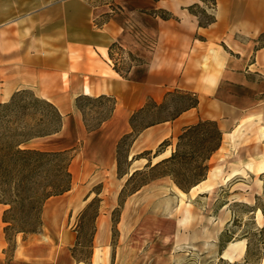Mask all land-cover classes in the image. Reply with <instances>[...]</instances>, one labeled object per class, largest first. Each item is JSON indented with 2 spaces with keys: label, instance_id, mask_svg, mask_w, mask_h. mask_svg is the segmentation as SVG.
Returning a JSON list of instances; mask_svg holds the SVG:
<instances>
[{
  "label": "crops",
  "instance_id": "obj_1",
  "mask_svg": "<svg viewBox=\"0 0 264 264\" xmlns=\"http://www.w3.org/2000/svg\"><path fill=\"white\" fill-rule=\"evenodd\" d=\"M114 1L116 10H111V3L96 5L89 0H0V103L8 101L15 91L27 89L53 104L62 116L58 132L28 140L23 147L34 148L30 145L33 142L62 134L70 119L81 128L76 98L84 95H105L114 100L112 115L101 127L118 130L116 139L130 131L128 118L149 99L159 104L175 89L196 94L195 107L144 128L132 145L137 149L131 155L154 150L200 119L215 121L222 132L220 147L212 156L222 149L232 150L234 144L239 148L245 144L244 139L235 138L243 126L256 128L261 124L264 129V40L259 39L264 34V0H216L215 20L207 26L198 25L196 15L187 9L192 4L202 7L201 0ZM156 10L174 17L161 18L153 12ZM112 43L124 54L116 56L111 49L110 57ZM129 54L140 61L128 65ZM113 64L127 69L125 75ZM165 150L151 157L152 163L170 154L171 149L168 155L163 154ZM139 159L144 160L143 165L147 162ZM219 173L217 168L213 175ZM255 175L249 167H231L222 182L213 186L206 184L205 178L198 188H206L198 190L208 193L233 177L244 180L250 176L251 182L241 180L231 186L237 190L245 185L244 191L249 190L253 199L264 194V178L257 188ZM68 192L44 203L41 232L16 234L10 253L2 221L6 205L0 203V264H90L76 260L69 252L76 232L62 228L59 218L58 222L53 218L57 210L53 204L59 201L53 198ZM83 206L71 201L66 222Z\"/></svg>",
  "mask_w": 264,
  "mask_h": 264
},
{
  "label": "rangeland",
  "instance_id": "obj_2",
  "mask_svg": "<svg viewBox=\"0 0 264 264\" xmlns=\"http://www.w3.org/2000/svg\"><path fill=\"white\" fill-rule=\"evenodd\" d=\"M89 1L96 5L111 3V10H116L114 0ZM211 4V0H206V4L202 6L207 7V14H214L215 8ZM194 10L202 19L206 17L200 8ZM116 51L124 54V51L114 48V52ZM128 60L126 63L132 64ZM179 95L175 93L168 96L163 108L147 106L145 110L133 115L131 121L129 117L128 133L133 132L131 125L136 131L145 124L169 118L178 105H182L178 101ZM80 104L81 128L78 129L77 122L70 119L62 134L30 144L42 150H67L71 157L68 166L71 174L70 192L61 196L62 198H53L59 199L53 204L57 208L53 218L57 222L59 218L58 225L62 224V228L76 232V240L69 247L71 254L90 264H231L234 261L246 264V248L242 255H235L234 249L226 245L223 251L231 254L233 260L228 261L221 256L223 252L219 251V235L221 231L227 230L228 234L233 235L232 240L238 239L241 234L250 237L253 244L248 257L250 263L255 264L258 250L264 248V215L261 212L262 215L259 216L251 209L255 204L264 208V194L258 195L256 201L255 197L251 198L249 190L244 191L245 185L234 190L231 185L241 182L240 176L211 188L208 193L194 189L182 198L177 196L169 177L158 178L139 186L144 174L138 173L125 184L134 170H145L144 160L130 161L140 153L131 155L137 149L136 146L132 149V145L138 135L129 147V139H126L118 150L117 143L121 138L118 136L115 139L118 130L101 127L112 115L114 101L81 99ZM44 113L45 110L29 107L21 118L29 122L32 117L37 118ZM260 126L261 124L256 128L243 126V130L235 138L244 139V146L239 148L237 144H232V150L222 149L212 156L208 164L206 184L214 186L215 183L222 182L228 168H248V164H258L264 159V129ZM168 142L170 145L166 147V155L169 154L168 149L172 150L174 147L176 138L168 139ZM157 149L158 146L151 151L149 157ZM217 168L220 173L214 176ZM255 177L262 180L264 174ZM242 181L249 183L252 177L245 176ZM234 196L242 201L229 202ZM49 198L43 202L42 207L50 201ZM76 200L84 206L78 214L72 212L67 223L66 216L70 214L68 206L71 201ZM227 201L229 205L226 212L221 208ZM222 217H227V220L220 226L219 219ZM261 227L263 229L259 231ZM41 229L42 225L38 232ZM96 231L99 232L94 239ZM16 234L18 233L14 227L4 234L8 253L13 248ZM62 262L65 264V261ZM259 264H264V259Z\"/></svg>",
  "mask_w": 264,
  "mask_h": 264
},
{
  "label": "trees",
  "instance_id": "obj_3",
  "mask_svg": "<svg viewBox=\"0 0 264 264\" xmlns=\"http://www.w3.org/2000/svg\"><path fill=\"white\" fill-rule=\"evenodd\" d=\"M201 1L206 4V0ZM211 3L215 8L216 0H211ZM195 8H200L201 13L205 14L206 17L202 19L199 13L194 10ZM187 9L190 13L196 15L200 26H207L215 20L214 14H207L206 8L199 7L198 4H192ZM153 12L161 18L174 17L170 12L164 10ZM259 39L264 40V34H261ZM114 48L123 51L119 45L112 43L109 51L110 57H112L111 49ZM128 58L131 62L140 61L130 54ZM128 65L131 64L129 63ZM113 67L124 75L127 71V69L122 70L116 67L115 64H113ZM175 93L180 94L178 101L182 105H178L176 111L169 118L145 124L139 130L135 131L133 125L130 124L133 132L125 133L121 136L117 143L118 150L121 143L126 139H129V147L144 128L158 122L172 120L181 112L195 107L198 103L197 96L193 92L175 89L167 92L163 101L159 104L149 99L142 108L130 116V121L133 115L145 110L147 106L163 108L166 98ZM81 99L101 100L112 98L105 95L98 97L79 96L76 98V106L79 109L81 107ZM29 107L34 110H45V113L37 118L32 117V120L28 122L22 119L21 116L24 114L25 109ZM61 124L62 116L55 106L45 99L35 96L30 90H17L8 101L0 103V203L7 206L2 213V221L5 224L3 227L4 234L11 227H14L16 233H22L23 236L38 232L41 226L40 216L43 202L51 196L60 195L70 189L71 174L68 166L71 157L68 155L67 150H42L22 146L23 143L33 138L44 137L58 132ZM221 141L222 132L216 122L209 119H200L182 128L168 156L154 163L151 161V157L159 155L170 145L168 139L159 143L158 149L151 157H149L151 150H144L133 156L130 161L139 158L147 159L144 164L145 170L142 172H138V169L134 170L125 184L129 183L136 174L143 173L144 179L139 186L158 178L169 177L176 187L186 193L191 187L206 178L209 170L208 160L220 147ZM117 163L119 166V162ZM258 198L259 196L255 195L256 201ZM256 209H260L264 215L263 207L255 204L251 211L255 212ZM262 229L263 227L259 231H262ZM241 238L247 240L244 262L251 264L248 255L253 244L252 240L246 234L238 236V239ZM232 239L233 235L228 234L227 230L221 231L219 235L220 253ZM263 253L264 248H260L255 257V264H259ZM72 256L76 260L83 261V259L76 258L73 253ZM231 264L240 263L234 261Z\"/></svg>",
  "mask_w": 264,
  "mask_h": 264
},
{
  "label": "bare ground",
  "instance_id": "obj_4",
  "mask_svg": "<svg viewBox=\"0 0 264 264\" xmlns=\"http://www.w3.org/2000/svg\"><path fill=\"white\" fill-rule=\"evenodd\" d=\"M84 91L87 93V92H89V89H88V87L87 86H85V88H84ZM263 129V128H262ZM264 133V132H263ZM166 151V150H165ZM164 155H166L167 154V151L165 152V153H163ZM162 156V155H161ZM160 157V156H159ZM156 159H158V158H155L154 159V161L156 160ZM250 169H252L254 172H255V174L256 175H258L259 173H262V172H264V159L262 160V161H260L258 164H257V166L256 167H252L251 165L250 166H248ZM256 179H255V185L257 186V188L261 185V179L260 178H257V177H255ZM229 179V176H227V177H225L224 178V181H227ZM203 182V180L202 181H200L198 184H196V185H194L193 187H191V189H190V191H192V190H194V189H196V187H197V189H200V190H202V189H205L206 188V185H203V186H200L199 188H198V185H200L201 183ZM238 184H240V183H238ZM237 184V185H238ZM242 185V184H241ZM172 187L174 188V190L176 191V193H177V196H181V198L183 197V196H185L186 195V193L185 192H183L182 190H180L178 187H176L174 184L172 185ZM252 198V197H251ZM230 199V198H229ZM234 201H242V199L240 200L237 196H234L229 202H234ZM244 201V200H243ZM228 202V201H227ZM229 202L228 203H225L224 205H222V208L221 209H224V210H226V212H227V205H229ZM246 203H249L248 201H245ZM256 214L257 215H259V216H261L262 215V213H261V211H260V209H256ZM227 220V217H222V218H220L219 219V225L221 226V225H223L224 223H225V221ZM227 246H231V248H233L234 249V253H235V255H242L243 253H244V251H245V248H246V240L244 239V238H241V239H236V240H232V241H230V242H228V244H227ZM223 253L221 254V256L222 257H224L225 259H227L228 261H231V260H233V256L231 255V254H225L224 253V251H222ZM264 259V254H263V257H262V260Z\"/></svg>",
  "mask_w": 264,
  "mask_h": 264
},
{
  "label": "built area",
  "instance_id": "obj_5",
  "mask_svg": "<svg viewBox=\"0 0 264 264\" xmlns=\"http://www.w3.org/2000/svg\"><path fill=\"white\" fill-rule=\"evenodd\" d=\"M118 53H119L118 51L115 52L116 55H118Z\"/></svg>",
  "mask_w": 264,
  "mask_h": 264
}]
</instances>
